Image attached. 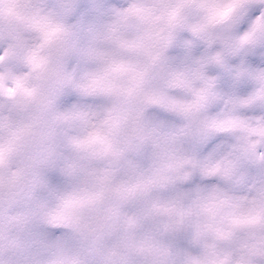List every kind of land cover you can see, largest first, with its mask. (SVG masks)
<instances>
[{"label": "clouds", "instance_id": "clouds-1", "mask_svg": "<svg viewBox=\"0 0 264 264\" xmlns=\"http://www.w3.org/2000/svg\"><path fill=\"white\" fill-rule=\"evenodd\" d=\"M0 264H264V0H0Z\"/></svg>", "mask_w": 264, "mask_h": 264}]
</instances>
